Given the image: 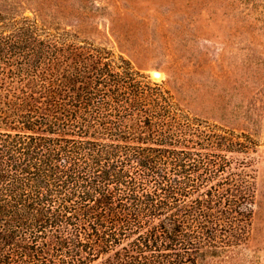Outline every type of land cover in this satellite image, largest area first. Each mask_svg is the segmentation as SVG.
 Masks as SVG:
<instances>
[{"label":"trees","instance_id":"1","mask_svg":"<svg viewBox=\"0 0 264 264\" xmlns=\"http://www.w3.org/2000/svg\"><path fill=\"white\" fill-rule=\"evenodd\" d=\"M68 35L0 17V264H197L240 240L244 143Z\"/></svg>","mask_w":264,"mask_h":264},{"label":"rangeland","instance_id":"2","mask_svg":"<svg viewBox=\"0 0 264 264\" xmlns=\"http://www.w3.org/2000/svg\"><path fill=\"white\" fill-rule=\"evenodd\" d=\"M0 17L113 50L201 129L243 142L226 154L249 160L245 231L197 264H264V0H0Z\"/></svg>","mask_w":264,"mask_h":264},{"label":"bare ground","instance_id":"3","mask_svg":"<svg viewBox=\"0 0 264 264\" xmlns=\"http://www.w3.org/2000/svg\"><path fill=\"white\" fill-rule=\"evenodd\" d=\"M152 74L155 78H159L161 76V73L159 71H153Z\"/></svg>","mask_w":264,"mask_h":264}]
</instances>
